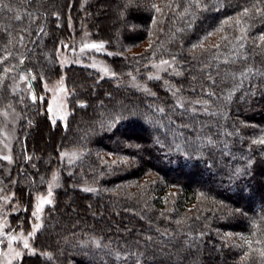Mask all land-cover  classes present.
<instances>
[{
  "label": "trees",
  "instance_id": "trees-1",
  "mask_svg": "<svg viewBox=\"0 0 264 264\" xmlns=\"http://www.w3.org/2000/svg\"><path fill=\"white\" fill-rule=\"evenodd\" d=\"M86 37L112 54L110 78L59 64ZM63 75L66 126L41 100ZM20 76L35 101L13 91ZM8 106L22 122L5 185L27 177L16 226L56 165L89 212L75 208L73 224L58 195L27 264H264V0H0V113ZM63 150L84 152L72 174Z\"/></svg>",
  "mask_w": 264,
  "mask_h": 264
},
{
  "label": "rangeland",
  "instance_id": "rangeland-1",
  "mask_svg": "<svg viewBox=\"0 0 264 264\" xmlns=\"http://www.w3.org/2000/svg\"><path fill=\"white\" fill-rule=\"evenodd\" d=\"M116 21L113 19L111 12L107 15L104 24L108 26L116 27ZM86 26V25H84ZM86 28V27H85ZM86 32V31H85ZM87 34V32L85 33ZM86 37L84 43L81 41L77 44L74 41L75 46L69 48V44H65V48L59 51L58 53V62L65 68L71 65H78L85 67L87 69L93 70L101 75L102 78H110L111 74L106 63V56H112V54L105 48L102 43L89 42ZM98 45L102 47L92 48L90 45ZM145 47L139 48L134 51L135 53L140 52ZM174 64L171 61H163L154 64L153 70L156 72V75H151L152 79H159L160 76L170 70ZM122 86V84H120ZM127 87L132 89H141L140 85L137 83L131 82V80L124 84ZM143 90V89H141ZM13 91L15 93H20L26 99L35 101L36 96L31 87V80L28 76H20L15 80L13 85ZM69 90L66 86V75H63L61 78L54 81L45 82L43 84V95L41 100L47 101V110L49 118L53 123L60 121L64 126H66L68 119L71 115L69 108ZM1 126H0V170L4 172V177L2 179L3 173L0 171V264H27L25 258L28 256L35 255L37 250L33 246L34 237L43 230L44 228V217L48 211V208L57 207V197L58 195L63 197V204H61L63 212L68 216L73 218V224L77 225L79 217H76V211L82 212V214L88 215L89 212L84 211L82 208H78L72 202L73 190L70 191L67 184L63 181L65 174L62 171L63 167L59 168L58 165L52 170V174L46 180V190L37 194L33 200L31 211L29 210L26 215L25 222L21 221L19 225L16 226L17 221L23 220L22 212L25 210L24 205L20 200L19 192L24 188V183H26V178L21 176L19 177L15 173V180L18 178V182H21V185L18 186L17 182H11L10 186L5 185L7 179H9L14 173L16 163L13 158V150L15 143L19 136V131L21 129L22 116L13 107H6L1 111ZM37 135L40 137L41 128H38ZM83 129H79V132ZM58 135H56L57 137ZM54 135L52 133L44 134V139L48 144ZM84 155L82 150H63L60 153V161L62 165L67 166L70 171H67L68 174H72V167L74 164L79 162ZM32 166H36L33 162ZM60 171V172H59ZM18 176V177H17ZM21 179V181H19ZM22 187V188H21ZM80 187L83 191L94 192V189L88 184H79L74 183L71 188L76 189ZM61 188L63 189L61 191ZM60 193L58 194V190ZM69 190V191H68ZM82 196H85L84 194ZM50 200L51 203H45L43 201ZM58 204V203H57ZM88 203H86V206ZM31 206V205H30ZM76 208V211H75ZM52 214H55V209H50ZM92 211L94 207L92 205ZM35 213V215H33ZM101 213L97 211V214ZM94 214V212L92 213ZM17 217V218H16ZM59 217H55L53 220L54 226L59 223ZM17 227V228H16ZM56 238L61 243L63 238L61 237L62 232L55 230L54 231ZM64 235V234H63ZM27 242L28 247H24V243ZM97 246V243H95ZM53 260V258H52ZM57 264V260L54 259Z\"/></svg>",
  "mask_w": 264,
  "mask_h": 264
},
{
  "label": "snow or ice",
  "instance_id": "snow-or-ice-1",
  "mask_svg": "<svg viewBox=\"0 0 264 264\" xmlns=\"http://www.w3.org/2000/svg\"><path fill=\"white\" fill-rule=\"evenodd\" d=\"M90 47H92V48H97V47H102V45H101V46H98V45H95V44H93V45H90ZM261 143H264V141H261ZM43 202H45V203H51V201H50V200L43 201ZM33 215H35V213H33ZM24 247H25V248H27V247H28V244H27V242H25V243H24Z\"/></svg>",
  "mask_w": 264,
  "mask_h": 264
}]
</instances>
